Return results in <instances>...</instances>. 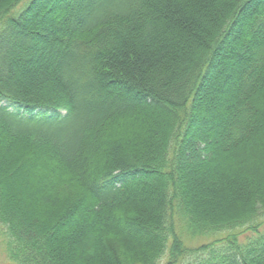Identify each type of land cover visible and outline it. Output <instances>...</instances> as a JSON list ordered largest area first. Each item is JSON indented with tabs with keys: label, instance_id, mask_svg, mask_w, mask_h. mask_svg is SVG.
<instances>
[{
	"label": "trees",
	"instance_id": "trees-1",
	"mask_svg": "<svg viewBox=\"0 0 264 264\" xmlns=\"http://www.w3.org/2000/svg\"><path fill=\"white\" fill-rule=\"evenodd\" d=\"M0 227L10 264H264V0H0Z\"/></svg>",
	"mask_w": 264,
	"mask_h": 264
},
{
	"label": "rangeland",
	"instance_id": "rangeland-1",
	"mask_svg": "<svg viewBox=\"0 0 264 264\" xmlns=\"http://www.w3.org/2000/svg\"><path fill=\"white\" fill-rule=\"evenodd\" d=\"M59 5V4H57ZM50 7H53L54 9H56L54 4H51ZM52 8V9H53ZM37 9L35 11V13L38 14V18L40 20V17H43L45 15V12L40 14V10ZM50 21H46L44 24V27L47 29L50 27ZM33 73L30 76V81H29V85L31 86V88H33L34 90H39L41 92H43V94H52L54 92V84L55 82L53 81V79H51V77H49V75H47V73L43 72L42 69H37V68H32L31 70ZM203 240V239H202ZM201 240H194V242L189 241L187 242L188 245L190 246H195V243H199ZM0 264H10L9 259L7 258L6 254H5V239L3 236V230L0 227Z\"/></svg>",
	"mask_w": 264,
	"mask_h": 264
}]
</instances>
